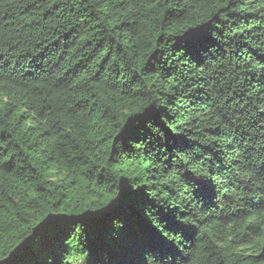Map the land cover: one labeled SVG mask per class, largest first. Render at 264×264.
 Wrapping results in <instances>:
<instances>
[{"label": "trees", "instance_id": "1", "mask_svg": "<svg viewBox=\"0 0 264 264\" xmlns=\"http://www.w3.org/2000/svg\"><path fill=\"white\" fill-rule=\"evenodd\" d=\"M177 155L208 180L176 264H264V0H0V257L134 264Z\"/></svg>", "mask_w": 264, "mask_h": 264}, {"label": "snow or ice", "instance_id": "2", "mask_svg": "<svg viewBox=\"0 0 264 264\" xmlns=\"http://www.w3.org/2000/svg\"><path fill=\"white\" fill-rule=\"evenodd\" d=\"M184 38L193 44L203 39L202 36L197 35V32L186 33ZM130 115L134 116L135 120L141 121L142 125L139 127H132L133 120L128 119L125 126L122 128L121 134L127 133L130 136H140L141 139L146 136H152L153 139L159 138V128H157L156 132H153L152 127L146 126L149 120V111L137 110L136 113ZM172 140L174 141L173 147L176 148L177 152L184 151L187 155V151L183 145V138L180 136H173ZM176 159L178 166L185 168L183 179L187 188L184 194H191L192 198L183 201L186 211L180 212L178 216L171 214L163 217L153 226L152 237L141 246L134 264H176L180 253L177 245L171 242L167 234L180 233L184 235L186 239L190 231L192 220L196 219L197 208L195 207V203L204 191L208 180V174L200 170V168L203 167L202 162L200 167L195 166L194 161L199 159V157L194 156L189 160H182L177 155ZM7 163L8 161L6 160H0V164ZM110 199L114 205L119 204V201L115 197ZM180 217H185V219L181 220ZM187 217H191V220L187 219ZM0 260H5V258L0 257ZM5 264H12V261L10 259L5 260Z\"/></svg>", "mask_w": 264, "mask_h": 264}]
</instances>
